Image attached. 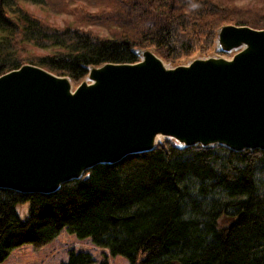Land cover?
I'll return each instance as SVG.
<instances>
[{
    "label": "trees",
    "instance_id": "trees-1",
    "mask_svg": "<svg viewBox=\"0 0 264 264\" xmlns=\"http://www.w3.org/2000/svg\"><path fill=\"white\" fill-rule=\"evenodd\" d=\"M154 1L147 33L135 41L129 34L109 38L51 25L19 0L15 17L7 0H0V74L28 62L78 83L89 66L138 60L137 46L154 47L174 62L208 49L220 25L264 28L258 21L236 20L211 0H177L186 6L179 13L171 11L174 0L149 4ZM20 203L28 204L24 220L16 209ZM63 229L133 264L140 253L137 264H264V151L178 149L163 142L96 165L54 193L0 189V263L12 249L42 247ZM93 262L90 253L70 249L60 264Z\"/></svg>",
    "mask_w": 264,
    "mask_h": 264
},
{
    "label": "water",
    "instance_id": "water-1",
    "mask_svg": "<svg viewBox=\"0 0 264 264\" xmlns=\"http://www.w3.org/2000/svg\"><path fill=\"white\" fill-rule=\"evenodd\" d=\"M216 42L230 57L169 66L134 48L138 60L89 66L75 87L30 63L0 74V189L54 193L162 138L264 151V28L221 25Z\"/></svg>",
    "mask_w": 264,
    "mask_h": 264
},
{
    "label": "rangeland",
    "instance_id": "rangeland-1",
    "mask_svg": "<svg viewBox=\"0 0 264 264\" xmlns=\"http://www.w3.org/2000/svg\"><path fill=\"white\" fill-rule=\"evenodd\" d=\"M151 1L153 0H19V6L51 25L70 26L92 31L98 36L109 38H118L124 34H129L128 36L135 39V41H139L143 33H147L143 29L147 25L152 7L157 4L154 1L151 6L149 4ZM211 1L219 7L230 9L232 13L230 10L229 12L238 21H258L261 22L260 24L264 23V0ZM176 2L177 0H174L172 13L183 12L186 6H182V4H185V1ZM7 8L15 17L20 14L15 0H7ZM148 13L149 15H147ZM230 24L238 25L235 22ZM220 26L215 29L214 39L208 49L199 50L197 53L178 61L173 62L171 59L163 58L161 55H158L154 47L142 45L136 48L152 50L169 66L186 64L194 58L230 57V54L224 55L218 52L216 31ZM32 51L42 53L40 48H33ZM84 78L85 76L82 79ZM82 79L78 83L70 80L73 87H75ZM163 142H170L174 145L171 140L160 139V143ZM16 209L20 219H26L28 204L20 203ZM70 249L90 253L94 259L92 264H102L103 261H106L107 264H133L131 260L121 255L111 256L107 249L94 246L89 238L79 239L66 229H63L56 238L42 247L34 248L31 244H22L12 249L8 257L0 264H60L68 259V251ZM143 257L144 253L138 254L134 263L137 264Z\"/></svg>",
    "mask_w": 264,
    "mask_h": 264
}]
</instances>
